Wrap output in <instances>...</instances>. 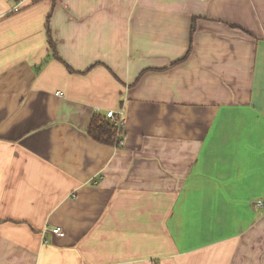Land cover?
I'll use <instances>...</instances> for the list:
<instances>
[{
    "label": "crops",
    "instance_id": "1",
    "mask_svg": "<svg viewBox=\"0 0 264 264\" xmlns=\"http://www.w3.org/2000/svg\"><path fill=\"white\" fill-rule=\"evenodd\" d=\"M14 5L0 264H264V0ZM120 109L119 146L88 138Z\"/></svg>",
    "mask_w": 264,
    "mask_h": 264
},
{
    "label": "trees",
    "instance_id": "2",
    "mask_svg": "<svg viewBox=\"0 0 264 264\" xmlns=\"http://www.w3.org/2000/svg\"><path fill=\"white\" fill-rule=\"evenodd\" d=\"M231 27L238 28L235 26H231ZM194 31H195V20H193L192 22L191 37L194 34ZM46 41L49 47V51L51 50L55 51V44L50 36L49 27L47 26H46ZM54 57L56 58L57 56L54 55ZM86 135L93 142L108 147L119 146L121 141L120 139L121 132L118 133L117 129L113 126L112 122L106 118L105 114L101 112H96V113L94 112L87 127Z\"/></svg>",
    "mask_w": 264,
    "mask_h": 264
},
{
    "label": "built area",
    "instance_id": "3",
    "mask_svg": "<svg viewBox=\"0 0 264 264\" xmlns=\"http://www.w3.org/2000/svg\"><path fill=\"white\" fill-rule=\"evenodd\" d=\"M10 1H14L15 5L11 8V12H18L23 6H25L28 1L30 0H10ZM106 118L109 119L113 126L117 129L118 133L121 132L125 121H124V113L123 110H117V111H108L106 113ZM255 206H257L258 208H261L264 206V202L259 201L255 204ZM49 233L53 236L59 237V238H63L64 237V233L62 231V229L60 227H54L52 229H50Z\"/></svg>",
    "mask_w": 264,
    "mask_h": 264
},
{
    "label": "rangeland",
    "instance_id": "4",
    "mask_svg": "<svg viewBox=\"0 0 264 264\" xmlns=\"http://www.w3.org/2000/svg\"><path fill=\"white\" fill-rule=\"evenodd\" d=\"M227 28L230 29V30H239L238 28H232L231 26H227ZM183 60H184V59H183ZM183 60H182V61H183ZM255 207H256V206H255Z\"/></svg>",
    "mask_w": 264,
    "mask_h": 264
}]
</instances>
